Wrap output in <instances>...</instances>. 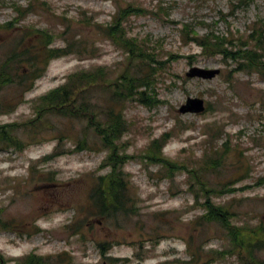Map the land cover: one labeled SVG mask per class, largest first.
<instances>
[{"label": "rangeland", "instance_id": "1", "mask_svg": "<svg viewBox=\"0 0 264 264\" xmlns=\"http://www.w3.org/2000/svg\"><path fill=\"white\" fill-rule=\"evenodd\" d=\"M122 9H128L120 21L125 36L136 40L155 68L146 94L159 100L153 107L134 100L122 108L128 130L119 147L135 156L122 168L130 177L133 212L96 213L90 191L94 176L107 171L99 169L107 150L73 151L75 139L95 138L85 119L45 113L35 140L20 126L14 134L25 147L0 150V221L8 225L0 228V264H18L31 252L70 264H239L238 255L226 253L229 241L216 224L195 225L203 211L194 204V188L198 182L219 188L241 175L234 186L247 187L211 200L229 205L234 225L264 222V77L256 69L237 71V63L220 54L204 55L190 40L192 30L198 38L214 35L227 48L237 47L258 27L264 39V0H0V62L37 47L46 36L50 47L65 49L75 42L81 50L51 59L23 94L14 84L2 87L0 103L17 101L0 112V124L33 120L38 97L77 70L100 67L108 83L116 79L127 54L104 30ZM27 65H16L18 73ZM191 67L219 73L211 79L186 77ZM107 92L101 83L80 101L100 117ZM187 98L202 99L204 110L181 113ZM164 132L170 138L163 154L189 172L171 180L160 178V164L137 157ZM215 150L220 165L208 167L202 157H217ZM56 151L61 153L48 162H37ZM40 172H53L54 182ZM197 195L201 203L204 197Z\"/></svg>", "mask_w": 264, "mask_h": 264}, {"label": "trees", "instance_id": "2", "mask_svg": "<svg viewBox=\"0 0 264 264\" xmlns=\"http://www.w3.org/2000/svg\"><path fill=\"white\" fill-rule=\"evenodd\" d=\"M127 12L128 9L120 10L113 19V27L109 26L104 30L106 33L109 30L110 39L127 54L125 67L116 79L108 83L103 77L105 74L104 69L100 67H93L89 70H77L68 74L64 83L38 97L34 106L35 118L33 120L19 124H0V150L8 148L23 149L25 147L24 141L16 137L17 135L14 132L16 133L17 128L22 126L25 130H22L24 136H27L30 140H35L40 128L44 125L43 116L45 113L61 115L69 120L74 118L85 119L86 127L92 129L95 138L88 140L84 135L81 138H77V140L75 139L73 141V151L93 149L94 147L107 150L105 160L99 166V169L105 168L107 171L102 175L94 176L90 191V199H92L91 202L96 208V213L106 217L120 212L130 214L133 212L135 204L130 177L122 169L123 165L135 156H128L119 147V141L128 130V122L122 115L123 104L135 100L143 105L153 107L159 103L157 98L146 94L147 90H152L151 77L155 74V68L150 63L152 61H149V55L146 52L145 54L142 52L135 39L127 38L123 28L120 27V21L124 20ZM257 29L253 28L246 41L240 43L237 47L230 46V48H227L224 40L214 35L211 38L207 37V35L198 38L192 30H190V33L193 36L190 40L195 41L201 47L204 55L220 54L237 63V71L256 69L264 77V39L261 27ZM247 41L252 42L253 46L249 47ZM50 42L51 37L46 36L40 45L35 46L31 50L28 49L24 52H13L6 55L0 62V89L5 85L14 84L20 89V92L22 90L21 94H23L32 88L34 80L40 76L51 59L75 51L81 52L80 48H76L75 42L66 44L65 49L50 47ZM22 62L28 63L26 72L18 73L16 65ZM101 83H104L108 90L110 89V93H106L107 101L101 109L99 117L98 112L94 111V106L89 108L87 104L80 101V98L85 92L96 88ZM15 102H1L0 112L11 110L16 105ZM61 138L62 134H58L56 137L57 150ZM169 138L170 134L164 132L157 138L152 139L137 157L145 159L149 163L160 164L162 167V176L160 178H169L171 180L177 172H189L184 164L177 163L163 154V148ZM223 148L224 146L220 151ZM60 153V151H56L53 154L42 157L37 162L44 164ZM214 153L217 155L219 150H215ZM202 159L208 167L220 165L219 155L217 157H202ZM35 168V165H32L31 171ZM40 173L45 177L47 183L54 182L55 175L53 172ZM244 176L241 175L229 182H225L224 186L219 188L207 187L206 184L198 182V188L195 186L194 189H196L197 193L201 192L204 197L203 201L197 203L198 195L196 192L194 193V189L192 192L195 197L194 204L202 209L203 212L194 220V223L200 228L206 224H216L229 241L230 248L226 253L230 252L238 255L239 264H264V257L262 256V252H264V222L259 220L254 225L247 223L242 227L234 225L230 221L234 213L229 210V205H217L211 200L214 196L219 197L224 194H231L247 187L244 185L241 187L234 186ZM189 177L192 176L188 174ZM195 179L198 181L197 177ZM263 180L264 176L260 178V181ZM193 185L194 183L189 181L188 188L191 190ZM0 225V228H8V225H5L2 221H0ZM222 253L224 252H219L218 254ZM2 260L0 255V261ZM67 261H64V258L60 256L51 259L49 256L31 252L22 256L18 264H70L66 263Z\"/></svg>", "mask_w": 264, "mask_h": 264}, {"label": "water", "instance_id": "3", "mask_svg": "<svg viewBox=\"0 0 264 264\" xmlns=\"http://www.w3.org/2000/svg\"><path fill=\"white\" fill-rule=\"evenodd\" d=\"M219 73L217 68L205 69L200 67H191L186 73V77H198L201 79H211ZM204 110L203 101L200 98H187L185 104L181 105L179 111L185 112H200Z\"/></svg>", "mask_w": 264, "mask_h": 264}]
</instances>
